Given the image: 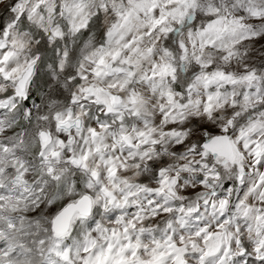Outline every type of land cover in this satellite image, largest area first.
Here are the masks:
<instances>
[{
  "label": "snow or ice",
  "instance_id": "obj_1",
  "mask_svg": "<svg viewBox=\"0 0 264 264\" xmlns=\"http://www.w3.org/2000/svg\"><path fill=\"white\" fill-rule=\"evenodd\" d=\"M0 264H264V0H0Z\"/></svg>",
  "mask_w": 264,
  "mask_h": 264
}]
</instances>
